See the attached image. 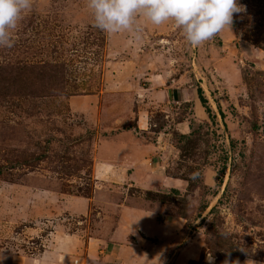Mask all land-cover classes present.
Listing matches in <instances>:
<instances>
[{"label": "rangeland", "instance_id": "374dc122", "mask_svg": "<svg viewBox=\"0 0 264 264\" xmlns=\"http://www.w3.org/2000/svg\"><path fill=\"white\" fill-rule=\"evenodd\" d=\"M240 3L196 47L32 0L0 48V264H264V0Z\"/></svg>", "mask_w": 264, "mask_h": 264}, {"label": "clouds", "instance_id": "9594fccd", "mask_svg": "<svg viewBox=\"0 0 264 264\" xmlns=\"http://www.w3.org/2000/svg\"><path fill=\"white\" fill-rule=\"evenodd\" d=\"M32 6V0H0V48L15 46L19 23ZM87 7L94 26L108 35L134 30L143 16L154 25L173 21L196 47L231 28L234 14L246 11L240 0H87Z\"/></svg>", "mask_w": 264, "mask_h": 264}, {"label": "crops", "instance_id": "0c3cea01", "mask_svg": "<svg viewBox=\"0 0 264 264\" xmlns=\"http://www.w3.org/2000/svg\"><path fill=\"white\" fill-rule=\"evenodd\" d=\"M174 91L175 90H173V92L172 93H174ZM169 103V102H168ZM163 111H165V110H163ZM165 112H168V110L167 111H165ZM164 117H165V119H168V115L167 114H165L164 115ZM171 117V116H170ZM140 121V120H139ZM148 125V124H147ZM147 127V126H146ZM141 128L142 130L141 131H147V132H149L150 130H152V129H150V128ZM139 131V130H138ZM148 146H150V148L151 147H153L152 145H148ZM139 147V146H138ZM137 147V148H138ZM137 148H136V151H137ZM145 153H146V150H144L143 148H142V152H141V154L144 156L145 155ZM139 155V153H138V151H137V153L135 154V159L134 160H136V161H134L135 162V164H138L137 166L138 167H140L141 169H143V170H147V171H145V174L147 173V175H148V172H149V168H148V166L147 165H145L143 162H139V158H140V155ZM141 164V165H140ZM143 164V165H142ZM111 168H112V166L110 165V164H108V163H100L99 165H98V170H97V172H99V173H101V176H102V173H103V171L105 170V171H107V172H109V170H111ZM104 169V170H103ZM103 170V171H102ZM105 171H104V173H105ZM99 173H98V175H99ZM100 176V175H99ZM149 176H151V175H149ZM151 177H153L154 178V176H151ZM148 178H150V177H148ZM152 178V179H153ZM158 180V179H157ZM134 210V209H133ZM132 210V211H133ZM124 214V216H126L127 217V215H129V218L131 219V221H129V222H127V223H125V222H121L120 223V226H119V228L117 227V225L119 224V223H117L116 224V226H115V228L113 229V232L115 231V229H117V230H120V232H119V234L120 235H122V232H123V235L125 234V232H127V230L129 231V229L131 230V227L129 226V225H132V223L135 225V226H137V221H136V216L137 215H139V216H137V217H139L140 218V220H141V222H139V224H142V227L141 228H139V229H141V231L142 232H144V230H143V228L144 227H146V228H148V225L150 224L149 223V221L147 220L148 218H149V215L148 214H145V212H140L139 210H135L132 214L129 212L128 214L127 213H123ZM126 217H124V218H126ZM135 217V218H134ZM142 219H143V221H142ZM146 219V220H145ZM146 221V222H145ZM132 222V223H131ZM127 224H129V225H127ZM151 225V224H150ZM108 227H111L110 226V224H109V226ZM136 228V227H135ZM116 234H117V231H116ZM119 234H117V235H119ZM120 240H122V239H120Z\"/></svg>", "mask_w": 264, "mask_h": 264}]
</instances>
